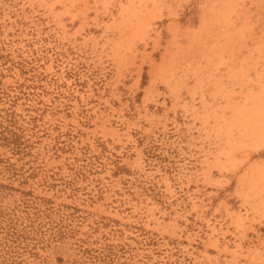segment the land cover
Returning <instances> with one entry per match:
<instances>
[{"label":"rangeland","instance_id":"1","mask_svg":"<svg viewBox=\"0 0 264 264\" xmlns=\"http://www.w3.org/2000/svg\"><path fill=\"white\" fill-rule=\"evenodd\" d=\"M0 264H264V0H0Z\"/></svg>","mask_w":264,"mask_h":264}]
</instances>
